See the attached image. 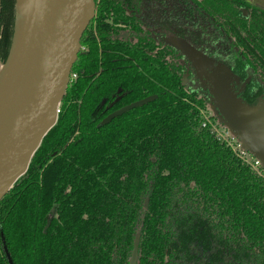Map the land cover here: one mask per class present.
I'll use <instances>...</instances> for the list:
<instances>
[{
	"label": "trees",
	"instance_id": "obj_1",
	"mask_svg": "<svg viewBox=\"0 0 264 264\" xmlns=\"http://www.w3.org/2000/svg\"><path fill=\"white\" fill-rule=\"evenodd\" d=\"M93 1L56 121L0 198V264H129L133 251L134 264H264V166L220 136L224 122L201 80L167 41L186 39L224 64L255 106L264 96V8ZM16 20V0H0V64ZM198 221L228 259L213 249L204 259L205 245L196 251L181 235Z\"/></svg>",
	"mask_w": 264,
	"mask_h": 264
},
{
	"label": "water",
	"instance_id": "obj_2",
	"mask_svg": "<svg viewBox=\"0 0 264 264\" xmlns=\"http://www.w3.org/2000/svg\"><path fill=\"white\" fill-rule=\"evenodd\" d=\"M15 32L0 64V198L21 175L44 133L55 123L56 107L69 81L79 37L94 15L93 0H30L17 6ZM168 43L187 57L214 110L264 166V96L250 106L234 88V76L221 62L186 39ZM109 113L110 120L149 99ZM135 263L133 251L129 264Z\"/></svg>",
	"mask_w": 264,
	"mask_h": 264
},
{
	"label": "rangeland",
	"instance_id": "obj_3",
	"mask_svg": "<svg viewBox=\"0 0 264 264\" xmlns=\"http://www.w3.org/2000/svg\"><path fill=\"white\" fill-rule=\"evenodd\" d=\"M255 3L264 8V0H257ZM198 223L201 224L199 221ZM180 233L183 235V237L188 239V242H190L196 251H199V249L196 247L197 242H201L205 245L206 249L204 250V254L202 256L204 259L209 258V250L211 249H213L219 257L228 259V255L226 254L227 250L222 248L223 243L219 239L218 235L211 233V231H209V229H207L202 224L199 226V229L192 231V234H188V232L185 231H181ZM202 257L200 258L202 259Z\"/></svg>",
	"mask_w": 264,
	"mask_h": 264
},
{
	"label": "built area",
	"instance_id": "obj_4",
	"mask_svg": "<svg viewBox=\"0 0 264 264\" xmlns=\"http://www.w3.org/2000/svg\"><path fill=\"white\" fill-rule=\"evenodd\" d=\"M74 75L75 74H73V76ZM59 112L60 106L58 103L56 107V113L58 114ZM203 125H205V123H203ZM220 136L227 141V143L239 157L250 161L253 166H258L261 164L260 160L255 155L242 146L241 140L227 126L223 125L222 131H220Z\"/></svg>",
	"mask_w": 264,
	"mask_h": 264
},
{
	"label": "bare ground",
	"instance_id": "obj_5",
	"mask_svg": "<svg viewBox=\"0 0 264 264\" xmlns=\"http://www.w3.org/2000/svg\"><path fill=\"white\" fill-rule=\"evenodd\" d=\"M30 0H17V6L20 12H23Z\"/></svg>",
	"mask_w": 264,
	"mask_h": 264
},
{
	"label": "crops",
	"instance_id": "obj_6",
	"mask_svg": "<svg viewBox=\"0 0 264 264\" xmlns=\"http://www.w3.org/2000/svg\"><path fill=\"white\" fill-rule=\"evenodd\" d=\"M250 1H255V0H250ZM256 1H257V0H256ZM256 1H255V2H256ZM256 4H257V3H256Z\"/></svg>",
	"mask_w": 264,
	"mask_h": 264
}]
</instances>
